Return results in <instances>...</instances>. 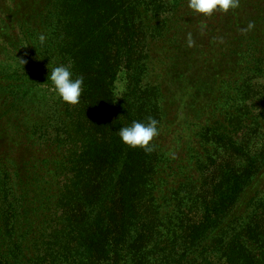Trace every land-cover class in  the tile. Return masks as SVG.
Instances as JSON below:
<instances>
[{
  "label": "trees",
  "instance_id": "trees-1",
  "mask_svg": "<svg viewBox=\"0 0 264 264\" xmlns=\"http://www.w3.org/2000/svg\"><path fill=\"white\" fill-rule=\"evenodd\" d=\"M201 19L188 0H0V119L32 155L0 145V264H264V0ZM61 63L77 105L38 94ZM149 118L152 151L122 143Z\"/></svg>",
  "mask_w": 264,
  "mask_h": 264
},
{
  "label": "clouds",
  "instance_id": "clouds-1",
  "mask_svg": "<svg viewBox=\"0 0 264 264\" xmlns=\"http://www.w3.org/2000/svg\"><path fill=\"white\" fill-rule=\"evenodd\" d=\"M240 0H188V7L195 13L204 17H211L219 11L227 14L230 11L238 9ZM253 25L249 24V28ZM41 43L45 37L40 36ZM192 44L189 36V45ZM23 64L27 61L21 60ZM47 80L51 81V89L61 99L62 102L69 105H77L80 102L84 90L83 77H74L71 64H56L49 68ZM158 121L149 118L147 123L133 121L129 126L121 127L118 135L125 145L133 149H143L146 152L152 151V142L159 135Z\"/></svg>",
  "mask_w": 264,
  "mask_h": 264
},
{
  "label": "rangeland",
  "instance_id": "rangeland-1",
  "mask_svg": "<svg viewBox=\"0 0 264 264\" xmlns=\"http://www.w3.org/2000/svg\"><path fill=\"white\" fill-rule=\"evenodd\" d=\"M220 13L221 12L217 11L211 17H204L201 15L202 16L201 20L203 22H207V21L212 22L214 20L216 21L220 17ZM197 16H199V15H197ZM6 62H7V59L5 58L4 63H6ZM162 62H163V65H162ZM170 64H171V61L169 60V57L167 55V58H160L159 59V67H158V65H156V68H159V71H161L163 69L165 71L166 70L169 71L170 70ZM181 73H182V59H180L178 61V63L172 67V69L169 72L168 81L166 82L167 87L169 86L168 91L173 92L172 94L167 95L169 102L173 100V106H175L176 108H178L179 105H177L178 102L176 103L177 100L174 99V98H177L175 89H178V86H180V84H181L180 79H179V76L181 75ZM161 79H163V78L161 77ZM126 88H127L126 75H125L124 71H121L117 75V78H116V80L114 82V86H113V91H114L115 97L118 98L119 96H121V94L123 92H125ZM38 94L42 95L45 99H50V100L56 97V93L54 91H52V89H50V88H40L38 90ZM0 99H1V95H0ZM175 103H176V105H175ZM2 118H3V116H2ZM2 118L0 119V145H1L2 149L5 152H9L10 157L13 159L29 158L30 156H32L31 153L28 152L24 148V146L22 145V143L20 141V137L17 136V133L19 130L10 126L8 128V131H5L6 127L9 125L7 123L8 118L7 119L6 118L2 119ZM169 137H172V136H169ZM9 144L12 147V149L10 148ZM178 165H179L178 163H175L176 167Z\"/></svg>",
  "mask_w": 264,
  "mask_h": 264
}]
</instances>
